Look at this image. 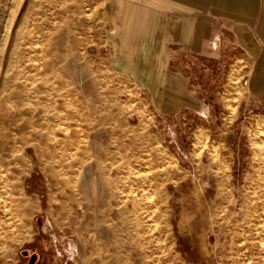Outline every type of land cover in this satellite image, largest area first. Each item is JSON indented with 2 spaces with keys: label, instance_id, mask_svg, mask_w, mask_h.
Returning <instances> with one entry per match:
<instances>
[{
  "label": "rangeland",
  "instance_id": "1",
  "mask_svg": "<svg viewBox=\"0 0 264 264\" xmlns=\"http://www.w3.org/2000/svg\"><path fill=\"white\" fill-rule=\"evenodd\" d=\"M120 3L0 0V264H264V117L146 97Z\"/></svg>",
  "mask_w": 264,
  "mask_h": 264
},
{
  "label": "crops",
  "instance_id": "2",
  "mask_svg": "<svg viewBox=\"0 0 264 264\" xmlns=\"http://www.w3.org/2000/svg\"><path fill=\"white\" fill-rule=\"evenodd\" d=\"M119 2L133 17L134 33L140 35L144 49L154 57L153 69L139 71L144 74L140 84L146 97L189 91L195 98L200 86L206 99L211 83L221 79L219 99L227 92L233 98L242 96L238 106L264 117V0ZM146 2L153 8L142 4Z\"/></svg>",
  "mask_w": 264,
  "mask_h": 264
},
{
  "label": "bare ground",
  "instance_id": "3",
  "mask_svg": "<svg viewBox=\"0 0 264 264\" xmlns=\"http://www.w3.org/2000/svg\"><path fill=\"white\" fill-rule=\"evenodd\" d=\"M10 179L11 178L8 176L7 181H8V184H9V188L7 189V191L5 193L12 192L14 194H17L13 198L10 199V203H14L17 208L19 207L23 211H27L30 208V204L28 203L27 200H25V198L22 195H20L21 193H17L15 187H13L10 184V181H9ZM3 204H4V207H5L6 211H7V208L6 207L9 206V203L7 202V199L5 201H3Z\"/></svg>",
  "mask_w": 264,
  "mask_h": 264
},
{
  "label": "water",
  "instance_id": "4",
  "mask_svg": "<svg viewBox=\"0 0 264 264\" xmlns=\"http://www.w3.org/2000/svg\"><path fill=\"white\" fill-rule=\"evenodd\" d=\"M23 254L28 255V251L27 250L23 251ZM37 258H38L37 253L33 254L28 264H36Z\"/></svg>",
  "mask_w": 264,
  "mask_h": 264
},
{
  "label": "flooded vegetation",
  "instance_id": "5",
  "mask_svg": "<svg viewBox=\"0 0 264 264\" xmlns=\"http://www.w3.org/2000/svg\"><path fill=\"white\" fill-rule=\"evenodd\" d=\"M33 254H35V253H32V254L30 255V257H29V261L31 260V257H32ZM29 261H28V263H29Z\"/></svg>",
  "mask_w": 264,
  "mask_h": 264
}]
</instances>
